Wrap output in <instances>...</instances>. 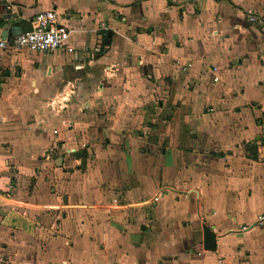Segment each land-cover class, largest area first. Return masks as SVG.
Masks as SVG:
<instances>
[{
    "label": "crops",
    "instance_id": "crops-1",
    "mask_svg": "<svg viewBox=\"0 0 264 264\" xmlns=\"http://www.w3.org/2000/svg\"><path fill=\"white\" fill-rule=\"evenodd\" d=\"M45 9L70 52L0 46V264H264V0H0V41Z\"/></svg>",
    "mask_w": 264,
    "mask_h": 264
},
{
    "label": "built area",
    "instance_id": "built-area-1",
    "mask_svg": "<svg viewBox=\"0 0 264 264\" xmlns=\"http://www.w3.org/2000/svg\"><path fill=\"white\" fill-rule=\"evenodd\" d=\"M250 22L259 19L249 15ZM31 30L26 33L14 35L9 39L0 41V46H12L16 48H27L41 53H51L56 50L70 52L72 49L68 44L70 30L59 22V15L54 9H45L37 12L32 17ZM264 219V214L261 215ZM188 264H205L202 262H191ZM218 264H222L221 261Z\"/></svg>",
    "mask_w": 264,
    "mask_h": 264
},
{
    "label": "water",
    "instance_id": "water-1",
    "mask_svg": "<svg viewBox=\"0 0 264 264\" xmlns=\"http://www.w3.org/2000/svg\"><path fill=\"white\" fill-rule=\"evenodd\" d=\"M31 30L30 21L20 20L12 25L10 28L11 35H18L20 33H26Z\"/></svg>",
    "mask_w": 264,
    "mask_h": 264
}]
</instances>
